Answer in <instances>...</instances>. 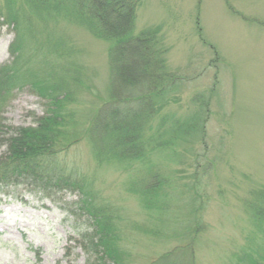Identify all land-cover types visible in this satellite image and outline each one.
Returning a JSON list of instances; mask_svg holds the SVG:
<instances>
[{"label": "rangeland", "instance_id": "obj_1", "mask_svg": "<svg viewBox=\"0 0 264 264\" xmlns=\"http://www.w3.org/2000/svg\"><path fill=\"white\" fill-rule=\"evenodd\" d=\"M59 19L54 27L67 35L72 60L85 69L87 86L73 104L79 128L86 127L114 94L107 42ZM144 26L160 27L168 68L178 76L172 98L147 132L165 145L149 154L150 162H124L101 157L110 146L104 144L100 154L86 130L63 157L98 201L112 208L125 264H151L171 251L169 258L190 257L189 264H237L236 254L254 250L264 237V219L257 222L251 206L264 203V0H141L136 27ZM14 37L1 19L0 64L10 57ZM53 67L55 61L49 70L56 75ZM45 109V100L26 86L14 91L3 115L10 124L29 125ZM196 118L198 128L178 131L169 144L173 125ZM150 164L166 178L162 194L147 207L140 188ZM77 197L70 189L53 197L25 186L2 191L0 264H86L88 254L77 239L89 220L75 210ZM198 197L206 202L203 228L194 246L181 249L188 229L196 227L192 208Z\"/></svg>", "mask_w": 264, "mask_h": 264}, {"label": "trees", "instance_id": "obj_2", "mask_svg": "<svg viewBox=\"0 0 264 264\" xmlns=\"http://www.w3.org/2000/svg\"><path fill=\"white\" fill-rule=\"evenodd\" d=\"M140 2H0V20L15 31L9 46L10 57L0 64V193L19 186L44 197H53L64 189L74 190L78 194L74 208L89 220L85 230L79 231L77 239L88 254L86 264H125L126 253L121 248L120 227L112 208L98 201L84 177L68 165L63 155L85 136L86 130L100 154L104 144L110 146V151L101 157L111 156L124 162L131 163L136 159L142 164L150 162L149 154L156 147L165 145L161 137L147 132L154 127L155 116L172 98L170 91L178 76L168 68V47L160 27L137 29ZM59 18L73 21L107 42L114 94L99 104L86 127L79 128L73 104L77 92L82 86H87L85 69L72 60L74 45L69 43L67 35L54 27ZM216 55L218 57V52ZM54 61L57 63V68L53 67L58 70L56 75L49 70ZM218 81L217 73L215 86ZM26 86L45 100L46 109L29 125L10 124L3 115L4 108L14 91ZM165 120L162 118L161 127ZM199 123L197 118L189 122L178 121L171 129L175 138L168 140L169 144L176 142L180 136L178 131L181 134L191 133ZM165 178L156 167H148L140 188L147 207L153 206L162 194ZM198 202L192 208L196 227L194 224V228L188 229L190 239L185 242L186 245L177 247H192L197 240L202 227L199 218L206 204L199 197ZM251 206L257 222H261L264 219V203L261 201ZM263 241L264 237L254 250L236 254L237 264H264ZM174 253L166 252L150 263L189 264L190 257L186 258L187 262L179 257L169 258Z\"/></svg>", "mask_w": 264, "mask_h": 264}]
</instances>
